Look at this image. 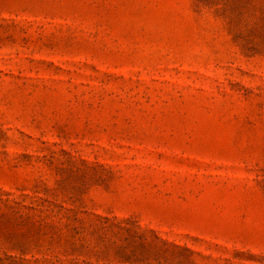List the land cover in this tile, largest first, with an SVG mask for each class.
Wrapping results in <instances>:
<instances>
[{"label":"rangeland","instance_id":"1","mask_svg":"<svg viewBox=\"0 0 264 264\" xmlns=\"http://www.w3.org/2000/svg\"><path fill=\"white\" fill-rule=\"evenodd\" d=\"M0 264H264V0H0Z\"/></svg>","mask_w":264,"mask_h":264}]
</instances>
